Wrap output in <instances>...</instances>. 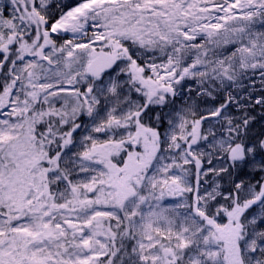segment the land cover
<instances>
[{
  "label": "snow or ice",
  "instance_id": "snow-or-ice-1",
  "mask_svg": "<svg viewBox=\"0 0 264 264\" xmlns=\"http://www.w3.org/2000/svg\"><path fill=\"white\" fill-rule=\"evenodd\" d=\"M0 264H264V0H0Z\"/></svg>",
  "mask_w": 264,
  "mask_h": 264
},
{
  "label": "rangeland",
  "instance_id": "rangeland-1",
  "mask_svg": "<svg viewBox=\"0 0 264 264\" xmlns=\"http://www.w3.org/2000/svg\"><path fill=\"white\" fill-rule=\"evenodd\" d=\"M74 1H76V0H69V2H71V3L74 2ZM188 83L191 84L192 82L188 81Z\"/></svg>",
  "mask_w": 264,
  "mask_h": 264
},
{
  "label": "trees",
  "instance_id": "trees-1",
  "mask_svg": "<svg viewBox=\"0 0 264 264\" xmlns=\"http://www.w3.org/2000/svg\"><path fill=\"white\" fill-rule=\"evenodd\" d=\"M76 1L72 2V3H75Z\"/></svg>",
  "mask_w": 264,
  "mask_h": 264
}]
</instances>
